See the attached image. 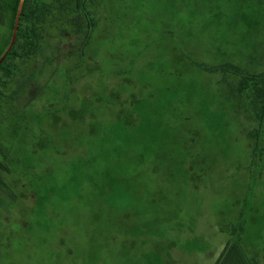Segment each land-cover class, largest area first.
<instances>
[{
  "label": "rangeland",
  "instance_id": "374dc122",
  "mask_svg": "<svg viewBox=\"0 0 264 264\" xmlns=\"http://www.w3.org/2000/svg\"><path fill=\"white\" fill-rule=\"evenodd\" d=\"M41 2L0 72V264H264V0H89L88 41Z\"/></svg>",
  "mask_w": 264,
  "mask_h": 264
},
{
  "label": "trees",
  "instance_id": "16d2710c",
  "mask_svg": "<svg viewBox=\"0 0 264 264\" xmlns=\"http://www.w3.org/2000/svg\"><path fill=\"white\" fill-rule=\"evenodd\" d=\"M75 2L76 12L82 13L85 17L88 33L86 36V41H88L93 33L96 22L92 14L90 13L87 3L89 0H73ZM20 0H0V25L6 29L7 39H5L3 48L0 52L1 56L6 52L10 44L12 34L14 31V25L16 21V16L18 12ZM51 6L41 2V0H25L20 25L16 37V42L8 54L4 62L0 65V72L6 74L10 77L14 73L11 69L15 64L14 61L23 58V54L19 52L18 48L25 44L29 49H33L36 46L38 40V29L42 27L43 21L48 16ZM34 28H31V25ZM1 75V74H0ZM251 80L264 81V73L261 75H251L249 76ZM0 170H7L4 164H0ZM8 187L2 182L0 177V192H7ZM241 247L237 243H229L222 254L220 261L217 264H252L245 255L240 253Z\"/></svg>",
  "mask_w": 264,
  "mask_h": 264
},
{
  "label": "water",
  "instance_id": "95a60500",
  "mask_svg": "<svg viewBox=\"0 0 264 264\" xmlns=\"http://www.w3.org/2000/svg\"><path fill=\"white\" fill-rule=\"evenodd\" d=\"M24 3H25V0H20V2H19L18 12H17V16H16V21H15V25H14V31L12 34V38H11L10 44L8 46V49L0 58V65L4 62V60L6 59L8 54L11 52V50H12V48L16 42V37H17L19 25H20V19H21Z\"/></svg>",
  "mask_w": 264,
  "mask_h": 264
},
{
  "label": "crops",
  "instance_id": "0c3cea01",
  "mask_svg": "<svg viewBox=\"0 0 264 264\" xmlns=\"http://www.w3.org/2000/svg\"><path fill=\"white\" fill-rule=\"evenodd\" d=\"M11 0H8V2H10Z\"/></svg>",
  "mask_w": 264,
  "mask_h": 264
}]
</instances>
